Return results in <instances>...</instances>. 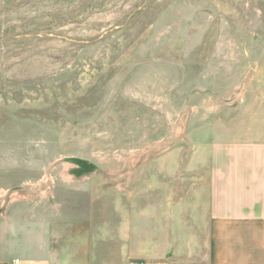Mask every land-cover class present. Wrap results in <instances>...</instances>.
<instances>
[{
    "label": "rangeland",
    "instance_id": "1",
    "mask_svg": "<svg viewBox=\"0 0 264 264\" xmlns=\"http://www.w3.org/2000/svg\"><path fill=\"white\" fill-rule=\"evenodd\" d=\"M257 134L264 0H0V257L110 261L128 214L158 232L214 141Z\"/></svg>",
    "mask_w": 264,
    "mask_h": 264
},
{
    "label": "crops",
    "instance_id": "2",
    "mask_svg": "<svg viewBox=\"0 0 264 264\" xmlns=\"http://www.w3.org/2000/svg\"><path fill=\"white\" fill-rule=\"evenodd\" d=\"M200 159L201 180L207 181L201 195L192 203L179 196L181 203L160 207V230L145 224L142 237L128 214L122 231L110 238V261L105 256L101 264H264V134L214 141ZM73 241L53 236L48 246L33 245L35 254L0 257V264H91L84 240L74 250Z\"/></svg>",
    "mask_w": 264,
    "mask_h": 264
}]
</instances>
